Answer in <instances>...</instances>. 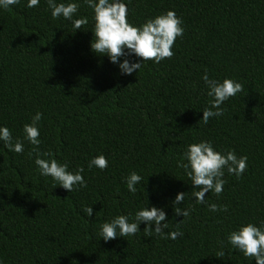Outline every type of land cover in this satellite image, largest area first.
<instances>
[{
  "label": "trees",
  "instance_id": "16d2710c",
  "mask_svg": "<svg viewBox=\"0 0 264 264\" xmlns=\"http://www.w3.org/2000/svg\"><path fill=\"white\" fill-rule=\"evenodd\" d=\"M26 2L0 9V125L24 144L15 153L0 142V264H255L226 237L264 221V0H125L135 26L174 10L184 28L171 58L146 61L131 75L90 49L94 21L83 0L74 18L88 23L77 30L53 19L46 0ZM205 70L243 86L207 123ZM36 112L40 151L69 171L83 168L86 187L68 192L39 174L23 136ZM201 140L247 156L241 177L225 170L223 191L205 193L203 204L178 167L187 145ZM100 154L108 166L89 168ZM131 172L143 178L135 193L126 187ZM178 192L185 197L176 207L190 208L188 217L173 211ZM213 203L227 211L211 212ZM145 205L164 207V231L183 235L161 238L143 223L131 236L105 242L98 235L106 220L131 218Z\"/></svg>",
  "mask_w": 264,
  "mask_h": 264
},
{
  "label": "clouds",
  "instance_id": "9594fccd",
  "mask_svg": "<svg viewBox=\"0 0 264 264\" xmlns=\"http://www.w3.org/2000/svg\"><path fill=\"white\" fill-rule=\"evenodd\" d=\"M40 0H27L26 7L33 8ZM19 0H0V9L8 10L10 6L18 4ZM47 7L51 10L53 19L63 18L71 21L74 29H81L82 25L88 23L87 17L74 18L80 7L79 0H69L67 3H57V0H46ZM92 11L93 39L90 41L92 52L100 56H106L108 61L117 66L121 75H131L138 72L146 61L160 63L165 58L173 56L172 46L178 37L184 32L182 20L174 10L155 17L146 18L139 26L131 24L128 19V7L125 0H83ZM201 80L207 87V95L212 97L209 107L202 110V121L207 123L211 117H219L223 113L220 107L230 97L242 91L241 83L225 78L218 81L209 77L207 70L201 76ZM42 114L36 112L31 118V123L23 125V136L33 147L27 153L32 158L35 153L34 164L39 174L51 177L52 181L68 192L74 189L86 187L82 176L83 168L74 172L68 170L66 162H58L50 151L41 152L38 139L40 132L37 127ZM15 141V142H13ZM0 142L5 149L21 153L24 144L19 138H14L10 129L0 125ZM46 157V158H45ZM186 161V162H185ZM108 166V161L103 154L95 156L88 161V167H96L101 170ZM178 167L184 169L186 176L193 186L192 196L196 203L206 202L205 193L211 192L217 196L223 191L225 170L228 174H234L237 178L245 172L247 167V156H239L233 150L221 152L213 147L210 140H201L197 143L187 145L183 153L182 161ZM141 175L131 172L126 177V187L130 193L137 191L136 185L142 181ZM198 187V190H196ZM185 193L178 192L175 195L173 211L177 216L188 217L191 209L188 207H176L184 201ZM211 212L227 211V206L209 204ZM83 212L87 217L93 215L91 206H84ZM164 207L147 206L140 207L130 216L119 214L106 220L99 226L98 235L105 242L117 237L131 236L139 232V225H145V232L155 234L166 239H176L183 234L177 228L168 231ZM180 223V222H179ZM228 244L238 250L246 259L253 260L255 264H264V221L259 224L252 222L242 223L235 230L230 231L226 237ZM222 250L217 256H223Z\"/></svg>",
  "mask_w": 264,
  "mask_h": 264
}]
</instances>
